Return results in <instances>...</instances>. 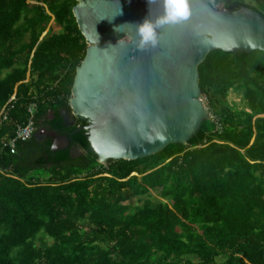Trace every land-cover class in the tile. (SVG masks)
<instances>
[{"label":"trees","instance_id":"1","mask_svg":"<svg viewBox=\"0 0 264 264\" xmlns=\"http://www.w3.org/2000/svg\"><path fill=\"white\" fill-rule=\"evenodd\" d=\"M77 3L0 0V264H264V51L215 49L200 64L221 130L209 118L188 145L107 165L79 131L72 157L35 135L86 124L61 115L88 47ZM31 106L37 129L12 153Z\"/></svg>","mask_w":264,"mask_h":264},{"label":"water","instance_id":"2","mask_svg":"<svg viewBox=\"0 0 264 264\" xmlns=\"http://www.w3.org/2000/svg\"><path fill=\"white\" fill-rule=\"evenodd\" d=\"M76 1L73 12L88 47L76 69L70 109L61 115L67 126L86 124L52 144L53 151L70 148L72 157L81 153L71 146L79 131L86 133L87 151L104 165L188 145L210 116L199 72L208 54L264 51V14L241 1L228 9L221 0H189V17L160 27L159 43L143 50L137 23L161 15L163 0Z\"/></svg>","mask_w":264,"mask_h":264},{"label":"clouds","instance_id":"3","mask_svg":"<svg viewBox=\"0 0 264 264\" xmlns=\"http://www.w3.org/2000/svg\"><path fill=\"white\" fill-rule=\"evenodd\" d=\"M164 10L155 19L146 17L137 23L138 42L141 50L155 47L159 43L158 29L166 24H178L186 20L190 15L189 0H163ZM119 31V26L117 28ZM120 42V41H119ZM118 42V43H119Z\"/></svg>","mask_w":264,"mask_h":264},{"label":"built area","instance_id":"4","mask_svg":"<svg viewBox=\"0 0 264 264\" xmlns=\"http://www.w3.org/2000/svg\"><path fill=\"white\" fill-rule=\"evenodd\" d=\"M13 99H15L14 96L11 100ZM28 111L30 113L28 122L24 126H20L17 129L15 136L4 143L6 147L8 146L10 148L12 153L16 152V145L18 141L28 140L37 129L35 124V106L29 107ZM209 118L216 123V130L222 129L220 119L216 116V114L210 112Z\"/></svg>","mask_w":264,"mask_h":264},{"label":"rangeland","instance_id":"5","mask_svg":"<svg viewBox=\"0 0 264 264\" xmlns=\"http://www.w3.org/2000/svg\"><path fill=\"white\" fill-rule=\"evenodd\" d=\"M241 2H244V3H247V4H250V5H254V6H258L261 10V7L263 6V3H264V0H239ZM237 0H234V1H231L229 4H225V3H221V7H225V8H228V9H234L236 7H238V2ZM261 12H263L261 10ZM264 13V12H263ZM55 26V30H58V26L54 24V22L52 21L50 23V26ZM46 33V32H45ZM202 99L205 103V105L209 108V112H211L210 110V107H209V102H208V99L205 95H202ZM229 101L233 104H239V107H242L241 103H242V94L241 93H236L235 91H231L230 94H229ZM38 130V129H37ZM153 201L157 203V200H159V195L154 192L153 193ZM136 199V198H135ZM135 199H133L135 201Z\"/></svg>","mask_w":264,"mask_h":264},{"label":"flooded vegetation","instance_id":"6","mask_svg":"<svg viewBox=\"0 0 264 264\" xmlns=\"http://www.w3.org/2000/svg\"><path fill=\"white\" fill-rule=\"evenodd\" d=\"M53 117L54 116L51 114L48 117V120L53 119ZM77 123H78V120H77L76 124ZM69 127H71V126H69ZM66 133L69 134L71 132L66 131ZM66 133H62V132H59V131L53 129L48 123L45 122L41 126H39L35 137L37 138V140L39 142H41L42 140L44 141V140L49 139V138H52V140L54 142L55 140H59L58 138L64 134H66ZM71 146H74V144L71 143ZM81 154H82V150H81V153L79 155H81Z\"/></svg>","mask_w":264,"mask_h":264}]
</instances>
